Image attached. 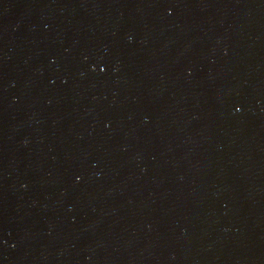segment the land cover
Segmentation results:
<instances>
[{"label":"water","instance_id":"obj_1","mask_svg":"<svg viewBox=\"0 0 264 264\" xmlns=\"http://www.w3.org/2000/svg\"><path fill=\"white\" fill-rule=\"evenodd\" d=\"M0 264H264V0H0Z\"/></svg>","mask_w":264,"mask_h":264}]
</instances>
